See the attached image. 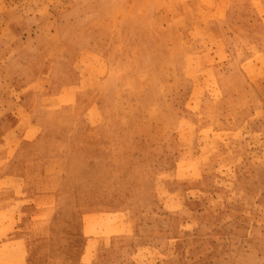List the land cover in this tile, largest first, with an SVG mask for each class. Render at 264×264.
I'll use <instances>...</instances> for the list:
<instances>
[{"label": "rangeland", "instance_id": "obj_1", "mask_svg": "<svg viewBox=\"0 0 264 264\" xmlns=\"http://www.w3.org/2000/svg\"><path fill=\"white\" fill-rule=\"evenodd\" d=\"M0 264H264V0H0Z\"/></svg>", "mask_w": 264, "mask_h": 264}, {"label": "crops", "instance_id": "obj_2", "mask_svg": "<svg viewBox=\"0 0 264 264\" xmlns=\"http://www.w3.org/2000/svg\"><path fill=\"white\" fill-rule=\"evenodd\" d=\"M92 112V111H91Z\"/></svg>", "mask_w": 264, "mask_h": 264}]
</instances>
